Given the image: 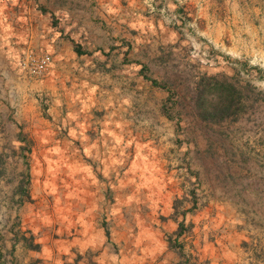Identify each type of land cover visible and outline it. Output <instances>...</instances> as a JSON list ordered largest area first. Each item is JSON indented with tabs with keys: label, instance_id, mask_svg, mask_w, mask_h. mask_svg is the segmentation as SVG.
<instances>
[{
	"label": "rangeland",
	"instance_id": "374dc122",
	"mask_svg": "<svg viewBox=\"0 0 264 264\" xmlns=\"http://www.w3.org/2000/svg\"><path fill=\"white\" fill-rule=\"evenodd\" d=\"M37 2L65 11L72 56L41 77L26 58L49 52L19 56L22 118L0 86V264H96V228L106 255L162 238L182 264L213 244L264 264V0ZM212 75L236 89L220 123L188 104Z\"/></svg>",
	"mask_w": 264,
	"mask_h": 264
},
{
	"label": "crops",
	"instance_id": "0c3cea01",
	"mask_svg": "<svg viewBox=\"0 0 264 264\" xmlns=\"http://www.w3.org/2000/svg\"><path fill=\"white\" fill-rule=\"evenodd\" d=\"M37 1L0 0V86L15 88L18 91L17 102L15 91L10 90L12 94L9 98L10 101L6 98L3 104L17 103L16 112L21 118L22 111L27 113L29 106L33 109L31 106L32 90L34 87H38V83L28 82L23 75L19 76V56L27 51L45 50L51 54L52 66L50 70H54L53 67L56 65L62 69L67 63L66 58L72 56L68 37L64 36L62 29V24L67 20L66 16L63 15L65 11L56 14L58 9L41 6ZM98 51H93L90 56L97 55ZM91 68L92 66L87 64L84 66L85 70ZM163 213L166 215L165 212ZM164 229L168 232L173 231L175 229L174 224L166 220ZM95 233L98 238L101 237L99 246L97 245L98 248H101L99 252L101 255L99 258L97 256L96 264H182L178 256L167 248L162 238L157 241V246L146 251L143 249L148 248V245L126 240L131 244H126V249H119L118 254L114 256L113 254H104L107 251L106 245L110 247L112 242L116 245L119 240H113L110 234L109 238L106 235L102 236L101 230L98 228L95 229ZM227 244L233 246L232 240L228 241ZM210 247H212L210 250L202 251L203 256L199 258L207 259L206 264L235 263V258L231 259L230 255L227 257V253L221 256V248L218 244H213ZM137 252L141 253L137 255Z\"/></svg>",
	"mask_w": 264,
	"mask_h": 264
},
{
	"label": "trees",
	"instance_id": "16d2710c",
	"mask_svg": "<svg viewBox=\"0 0 264 264\" xmlns=\"http://www.w3.org/2000/svg\"><path fill=\"white\" fill-rule=\"evenodd\" d=\"M243 87L246 95L253 90V86L248 82ZM193 88L194 91L188 98V104L201 121L220 123L228 119L236 111L237 106L234 101L236 89L231 82L227 81L226 77L222 75L220 77L215 75L201 77ZM212 93H216V98H212ZM26 239L28 238L22 236V241H26ZM29 239H31L30 236ZM29 241L25 246L37 250L38 244H32L31 240Z\"/></svg>",
	"mask_w": 264,
	"mask_h": 264
},
{
	"label": "built area",
	"instance_id": "2783aa9c",
	"mask_svg": "<svg viewBox=\"0 0 264 264\" xmlns=\"http://www.w3.org/2000/svg\"><path fill=\"white\" fill-rule=\"evenodd\" d=\"M51 61L48 53L27 56L25 68L31 77H41Z\"/></svg>",
	"mask_w": 264,
	"mask_h": 264
}]
</instances>
